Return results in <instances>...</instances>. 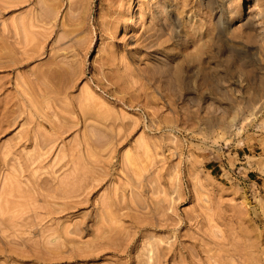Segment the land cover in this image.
<instances>
[{
	"label": "rangeland",
	"instance_id": "obj_1",
	"mask_svg": "<svg viewBox=\"0 0 264 264\" xmlns=\"http://www.w3.org/2000/svg\"><path fill=\"white\" fill-rule=\"evenodd\" d=\"M222 3L0 0V264H264V54Z\"/></svg>",
	"mask_w": 264,
	"mask_h": 264
},
{
	"label": "bare ground",
	"instance_id": "obj_2",
	"mask_svg": "<svg viewBox=\"0 0 264 264\" xmlns=\"http://www.w3.org/2000/svg\"><path fill=\"white\" fill-rule=\"evenodd\" d=\"M259 1L223 0L219 18L216 15L215 17L219 19L218 21L216 19V21L220 25V38L231 47L245 50L251 44L250 49L254 50V53L264 54V7H261Z\"/></svg>",
	"mask_w": 264,
	"mask_h": 264
}]
</instances>
